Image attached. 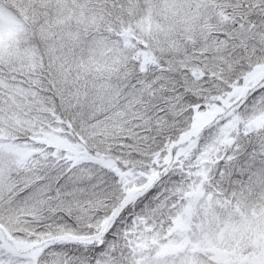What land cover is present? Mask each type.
<instances>
[{
  "label": "snow or ice",
  "instance_id": "6c2138e0",
  "mask_svg": "<svg viewBox=\"0 0 264 264\" xmlns=\"http://www.w3.org/2000/svg\"><path fill=\"white\" fill-rule=\"evenodd\" d=\"M0 264H264V0H0Z\"/></svg>",
  "mask_w": 264,
  "mask_h": 264
}]
</instances>
